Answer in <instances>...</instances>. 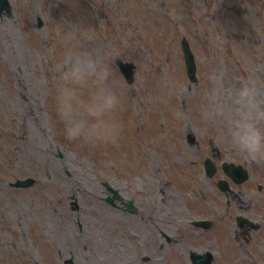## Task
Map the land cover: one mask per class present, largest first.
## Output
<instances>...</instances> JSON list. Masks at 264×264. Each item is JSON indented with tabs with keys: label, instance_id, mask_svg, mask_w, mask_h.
<instances>
[{
	"label": "rangeland",
	"instance_id": "374dc122",
	"mask_svg": "<svg viewBox=\"0 0 264 264\" xmlns=\"http://www.w3.org/2000/svg\"><path fill=\"white\" fill-rule=\"evenodd\" d=\"M9 1L0 13V264H192L193 252L212 253L211 264H264V162L231 158L196 122L194 94L148 100L165 74L193 84L183 37L195 82L216 70L233 88L247 75L264 87V0ZM76 47L136 64L129 84L119 70L130 106L117 145L66 142L53 123L47 86ZM212 154L219 169L208 177ZM223 161L243 164L249 178L235 183ZM28 176L32 186L11 185ZM105 181L136 210L109 204Z\"/></svg>",
	"mask_w": 264,
	"mask_h": 264
},
{
	"label": "clouds",
	"instance_id": "9594fccd",
	"mask_svg": "<svg viewBox=\"0 0 264 264\" xmlns=\"http://www.w3.org/2000/svg\"><path fill=\"white\" fill-rule=\"evenodd\" d=\"M149 101L172 104L183 90L195 95L196 122L211 127L231 158L264 162V87L247 75L235 88L224 71H209L203 84L185 88L167 74L161 77ZM46 102L60 136L89 148L117 145L127 122L128 85L112 50L76 47L66 51L47 86ZM182 118V113H176Z\"/></svg>",
	"mask_w": 264,
	"mask_h": 264
},
{
	"label": "water",
	"instance_id": "95a60500",
	"mask_svg": "<svg viewBox=\"0 0 264 264\" xmlns=\"http://www.w3.org/2000/svg\"><path fill=\"white\" fill-rule=\"evenodd\" d=\"M7 11L11 12V4L9 0H0V13ZM186 39H183L182 45L184 49V55L186 60V67L187 71L192 79H195V73H196V63L194 60V54L192 53L190 49L189 43H187ZM120 68L122 71L126 74L127 79L131 81L133 79V71L134 66L133 63H124L121 60H118ZM224 169L228 174H230L235 180H238L239 182L245 180L248 177V173L242 166H236L233 164L225 163L223 165ZM207 170L208 174L211 175L215 171L214 165L212 166L211 163H207ZM33 179L28 178L26 180H18L15 185H30L33 183ZM224 181L221 182L220 186L223 187ZM209 224V223H208ZM210 225V224H209ZM212 254L210 252H206L205 254H192V260L193 264H211L212 263ZM65 264H74L71 260H66Z\"/></svg>",
	"mask_w": 264,
	"mask_h": 264
}]
</instances>
